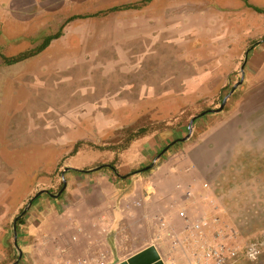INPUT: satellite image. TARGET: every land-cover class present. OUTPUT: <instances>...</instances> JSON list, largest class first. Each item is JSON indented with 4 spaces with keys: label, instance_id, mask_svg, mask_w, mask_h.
<instances>
[{
    "label": "rangeland",
    "instance_id": "374dc122",
    "mask_svg": "<svg viewBox=\"0 0 264 264\" xmlns=\"http://www.w3.org/2000/svg\"><path fill=\"white\" fill-rule=\"evenodd\" d=\"M15 1L0 0V264L14 263L23 250L41 264L43 236L63 220L74 234L75 221L107 218L111 191L121 185L129 196L114 198L125 201L116 208L119 242L125 234L136 245L148 239L147 214L157 208L151 200L170 182L191 192L185 225L172 232L217 218L201 240L171 234L181 264H197L214 231L234 234L230 243L240 249L264 231V65L254 71L249 64L264 41V22L216 28L206 21L222 19L223 0H178L173 18L167 1L82 0L84 8L60 13L55 9L72 0H32L29 18L13 11ZM206 4L217 7L208 13ZM226 6L229 16L247 13L243 8L256 16L264 0ZM58 31L39 53L4 62ZM77 252L69 248L52 264H81ZM227 264H264V253Z\"/></svg>",
    "mask_w": 264,
    "mask_h": 264
},
{
    "label": "crops",
    "instance_id": "0c3cea01",
    "mask_svg": "<svg viewBox=\"0 0 264 264\" xmlns=\"http://www.w3.org/2000/svg\"><path fill=\"white\" fill-rule=\"evenodd\" d=\"M47 1L52 2L53 0H47ZM152 1L154 3L156 1L157 3H163L167 1L169 3V8H168V12H165V14L168 17L173 18V15H175L177 12L175 3H177L178 0H152ZM223 1L225 2L224 7H223V9H225V12L231 10L230 6H226L227 4H229L230 0H223ZM72 2L73 3L71 4L65 3L60 8H57L55 10H57V12L60 11V13H63L64 9L68 8L69 5L73 4L74 6L72 7V9L78 10L80 6H83L84 8L87 4L86 1L82 2V0H79V2H76V0H72ZM105 2L111 3V0H106ZM113 2L114 3L116 2V4L118 2L119 4L121 3V0H115ZM31 4L36 5V2L33 3L32 0H17L15 1V3H11L10 7L12 9L15 7L16 9L19 8L20 10L28 11L31 9ZM34 7L35 6H33V11H34ZM212 7H217V6H214L213 4L212 5L206 4L205 7L202 8V10L203 11L207 10V12L209 13L213 11ZM258 9H259L258 11L254 10V12L257 13L256 16L251 15L252 13L251 9L243 8L242 10H248V12L244 13L242 11L238 14L231 15V16L227 15L224 12L222 15V19L218 15H216L215 18L211 19L210 21H206V22H208L209 24H216V28H218L220 24L228 25V27L229 25H234L235 30L241 29L240 28L241 24L247 25V26H250L252 24L255 26L257 17L260 22H264V12L260 11L261 9H264V6H259ZM236 10H239V9H236ZM93 12L94 11H91V13ZM21 14L28 15V18H29L31 12L28 11V12H24ZM44 14L46 13L44 12ZM77 14H82V13L78 11ZM84 14H86V12H84ZM241 14L243 16L242 19H240L239 17ZM86 15H89V14H86ZM14 16L16 17V14H14ZM85 17H88V16H85ZM76 19L73 18L69 21H75ZM65 21H67V18L65 19ZM255 28H258V27H255ZM260 42L259 44L255 46L254 50L251 51V55H249V61H250L249 64L253 63L252 67L254 71H258L260 67L264 65V41H260ZM249 64L247 65L249 66ZM257 64L259 65V67L254 68L255 67L254 65H257ZM125 181L127 182V180ZM170 183H169L170 186L168 187V189H165L162 192L163 194L162 197H154V199L151 200L152 205H155L157 207L155 210L156 215L147 214L148 223L150 222L149 227L151 229V233H149V237L144 243L136 245V243L131 240L126 242L125 239L127 240L131 239L130 236L127 234L122 236L123 237V238L121 237L122 241L119 242L120 238H118V232H117V229L119 228V222L117 221L118 219L115 217V215H117L118 213L117 211L118 209L116 208H120L122 210L123 204L125 201L123 199V202H121L120 205H116V203H114V198L119 193L120 194L123 193L124 196H126V194L129 196L128 187L125 189V187L121 185L120 188H115L114 190L111 191V194H110L111 196L108 200V203H109L108 205L110 207L109 209L112 208V210L114 211L109 210V212L106 213L107 218L105 219L96 218L95 220H89L88 222L87 220H82V219L78 220V222L75 221L73 222V227L75 228L74 234L72 232L70 233L69 227L67 225L69 224L68 221L63 220L59 223V228H60L59 231L55 233H49V235L46 234L45 236H43L42 243H41L42 246H40L41 254H42V256H40L41 264H52V261L53 259H55V256L63 255L67 253L69 248H74L76 251H78L77 252L79 253L78 258H79V261L82 262L81 264H98V262H103L104 264H119L149 246L155 247L158 255L160 256V259L163 261L164 264H181L183 253H182L181 245L179 244L178 239L180 238V236H182L183 240H185L186 237L189 238V235L188 233H186L187 229L186 230L184 229L183 231L180 230L179 233L172 232V231H176L177 227L179 228L180 226L185 225V222L182 221L181 217H179L178 212L182 209L187 212L188 206L190 205L188 204V202L191 199L190 200L188 199L190 197L183 198L185 193H184V189L180 188L181 186H183L182 183L174 182V184L172 183L173 185H171ZM186 183L187 182L185 181L184 187H186ZM226 195L227 194L224 192V194H222V197H224L225 201H229ZM141 198H143V195H141ZM144 198L145 200L143 201H146L147 198L146 197ZM145 205H147V207L149 206V204L146 202H145ZM87 212L89 211H85L83 216L88 218ZM135 217L137 216L135 215ZM155 217H156V221H154ZM105 220H108V222H106ZM123 222H124L123 218H121V223ZM121 229L123 230L122 227ZM171 234L177 235L178 239L173 238ZM99 238H100V242L96 243L97 242L96 239H99ZM171 238H173L174 240L173 239L171 240ZM52 239H56L59 241V242L57 241V245L55 247L49 242ZM72 239H74L75 241L73 240L74 242H72ZM174 245L177 248V250H175L177 251V253L174 254L173 252L171 254L170 252H171L172 247H174ZM127 246H129L128 250L125 248ZM97 247H99L100 249L102 248L103 250L102 252L99 253V255L97 254V249H96ZM60 250H63V251H60ZM18 253H19L18 258L16 257L14 263L12 264H37V263L32 262V257H31L32 252L28 253V255L26 252H24V250L18 251ZM103 253L105 254L104 256H103ZM185 254H187V252ZM101 255H102V258H101ZM177 255L181 258H176ZM184 260L186 259L184 258Z\"/></svg>",
    "mask_w": 264,
    "mask_h": 264
},
{
    "label": "built area",
    "instance_id": "2783aa9c",
    "mask_svg": "<svg viewBox=\"0 0 264 264\" xmlns=\"http://www.w3.org/2000/svg\"><path fill=\"white\" fill-rule=\"evenodd\" d=\"M178 215L183 218L185 217L184 211H180ZM215 222H217V218L215 217L211 222L206 217H199L194 221H190L186 229L187 232H190V237L196 236L201 240L209 226H212ZM232 236L228 235V233L223 234L222 230L214 231L211 243H205L206 245L201 246V256L196 259V263L227 264L228 262L238 261L240 258L254 261L264 253V231H261L255 239L246 243L242 249L230 243L235 239V235L232 234ZM98 264L104 263L98 262Z\"/></svg>",
    "mask_w": 264,
    "mask_h": 264
},
{
    "label": "water",
    "instance_id": "95a60500",
    "mask_svg": "<svg viewBox=\"0 0 264 264\" xmlns=\"http://www.w3.org/2000/svg\"><path fill=\"white\" fill-rule=\"evenodd\" d=\"M242 81V78L239 80L238 83H240ZM226 98L227 96H225L222 99V102L219 106V108L217 110L214 111H218L221 110L226 102ZM196 118V116H194L189 123V130H190V126H192L194 119ZM189 134H187L188 137ZM187 137L183 138L186 139ZM29 204H31V202H29ZM119 264H164L163 261L160 259V256L158 255L156 249L154 246H149L147 248H145L144 250L138 252L137 254H135L134 256L129 257L128 259H126L125 261L119 263Z\"/></svg>",
    "mask_w": 264,
    "mask_h": 264
},
{
    "label": "trees",
    "instance_id": "16d2710c",
    "mask_svg": "<svg viewBox=\"0 0 264 264\" xmlns=\"http://www.w3.org/2000/svg\"><path fill=\"white\" fill-rule=\"evenodd\" d=\"M260 11H261V10H260ZM263 12H264V10H263ZM85 16H89V15H85ZM85 16H83V17H85ZM73 18H75V16H74V17H71V18H68L67 21H69V20H71V19H73ZM67 21H66V22H67ZM58 36H60V32H59V31H58L56 34L49 35V36L45 37V38H44V41L42 42V44H41L40 46L36 47L32 52H27V53H25V54L18 55V56H14V57H11V58H5L4 62H5L6 64H14V63H16V62H18V61H20V60H22V59L28 57L29 55L39 53V52L42 51L45 47H47V45L50 43V41H51L52 39L57 38ZM175 141H176V140H175ZM99 167H103V168H104V167H106V168H111V169L114 171V174L119 175V174H117V172L115 171V169H114L111 165H108V164H102V165L99 166ZM85 171L88 172L89 170H80V172H85ZM38 198H39V196H35V197L33 198L32 201H35V200H37Z\"/></svg>",
    "mask_w": 264,
    "mask_h": 264
},
{
    "label": "clouds",
    "instance_id": "9594fccd",
    "mask_svg": "<svg viewBox=\"0 0 264 264\" xmlns=\"http://www.w3.org/2000/svg\"><path fill=\"white\" fill-rule=\"evenodd\" d=\"M188 128H189V126H188ZM187 134H188V133H187ZM186 193H187V197H190V198H191V196H190V195H191V192L188 191V189H187V192H185V195H186ZM180 211H184V210L182 209V210H180ZM180 211H179V212H180ZM179 212H178V214H179ZM184 213H185V211H184ZM179 217H180V216H179ZM181 218H182V217H181ZM186 228H187V226L185 227V229H186ZM207 230H208V229H207ZM207 230H206V231H207ZM188 233H190V232H188Z\"/></svg>",
    "mask_w": 264,
    "mask_h": 264
}]
</instances>
